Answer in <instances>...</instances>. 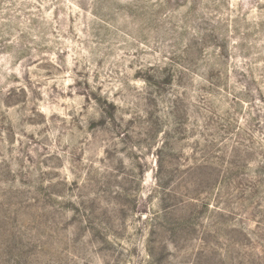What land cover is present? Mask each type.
I'll return each mask as SVG.
<instances>
[{
  "label": "rangeland",
  "instance_id": "1",
  "mask_svg": "<svg viewBox=\"0 0 264 264\" xmlns=\"http://www.w3.org/2000/svg\"><path fill=\"white\" fill-rule=\"evenodd\" d=\"M0 264H264V0H0Z\"/></svg>",
  "mask_w": 264,
  "mask_h": 264
}]
</instances>
